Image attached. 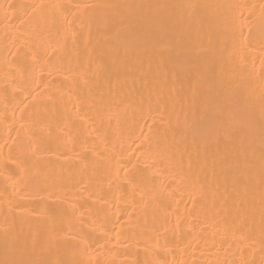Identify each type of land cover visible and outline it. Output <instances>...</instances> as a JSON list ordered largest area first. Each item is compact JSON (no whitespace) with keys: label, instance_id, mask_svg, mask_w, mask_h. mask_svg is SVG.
I'll list each match as a JSON object with an SVG mask.
<instances>
[{"label":"bare ground","instance_id":"bare-ground-1","mask_svg":"<svg viewBox=\"0 0 264 264\" xmlns=\"http://www.w3.org/2000/svg\"><path fill=\"white\" fill-rule=\"evenodd\" d=\"M0 264H264V0H0Z\"/></svg>","mask_w":264,"mask_h":264}]
</instances>
